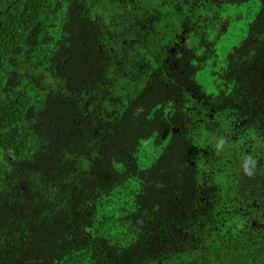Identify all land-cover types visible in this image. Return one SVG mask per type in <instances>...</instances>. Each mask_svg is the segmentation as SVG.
Segmentation results:
<instances>
[{
  "label": "trees",
  "instance_id": "1",
  "mask_svg": "<svg viewBox=\"0 0 264 264\" xmlns=\"http://www.w3.org/2000/svg\"><path fill=\"white\" fill-rule=\"evenodd\" d=\"M0 264H264V0H0Z\"/></svg>",
  "mask_w": 264,
  "mask_h": 264
},
{
  "label": "rangeland",
  "instance_id": "2",
  "mask_svg": "<svg viewBox=\"0 0 264 264\" xmlns=\"http://www.w3.org/2000/svg\"><path fill=\"white\" fill-rule=\"evenodd\" d=\"M246 6L248 5L246 4L239 7L222 6L218 9L220 20H215L214 22L216 23V26L214 28L216 29L210 28L208 32V38L210 40L216 39L215 50L218 60H221L226 52H228L233 46H237L245 37L246 24L251 20L247 15ZM222 20L227 21L228 24L226 26V31L219 35V23ZM196 79L206 93L213 94L215 92V84L213 83L212 77H210L207 67L196 75ZM153 158V155L142 154L139 156V163L142 167H147Z\"/></svg>",
  "mask_w": 264,
  "mask_h": 264
}]
</instances>
